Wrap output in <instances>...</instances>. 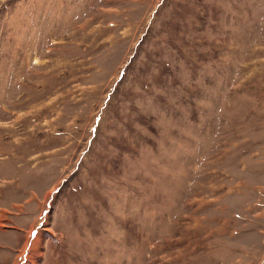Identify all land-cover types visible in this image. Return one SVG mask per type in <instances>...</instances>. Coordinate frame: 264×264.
I'll list each match as a JSON object with an SVG mask.
<instances>
[{"label": "rangeland", "instance_id": "1", "mask_svg": "<svg viewBox=\"0 0 264 264\" xmlns=\"http://www.w3.org/2000/svg\"><path fill=\"white\" fill-rule=\"evenodd\" d=\"M0 264H264V0H0Z\"/></svg>", "mask_w": 264, "mask_h": 264}]
</instances>
